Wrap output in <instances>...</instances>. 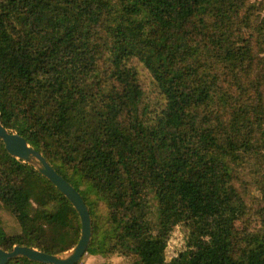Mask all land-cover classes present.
<instances>
[{"label": "trees", "instance_id": "obj_1", "mask_svg": "<svg viewBox=\"0 0 264 264\" xmlns=\"http://www.w3.org/2000/svg\"><path fill=\"white\" fill-rule=\"evenodd\" d=\"M0 113L86 201L83 260L264 264V0H0ZM81 233L0 139V248Z\"/></svg>", "mask_w": 264, "mask_h": 264}, {"label": "water", "instance_id": "obj_2", "mask_svg": "<svg viewBox=\"0 0 264 264\" xmlns=\"http://www.w3.org/2000/svg\"><path fill=\"white\" fill-rule=\"evenodd\" d=\"M0 139L4 142L11 156L33 166L50 180L77 209L82 233L79 243L70 251L60 255H50L27 246H15L11 251L0 248V264H9L15 259H28L35 264H79L87 253L93 238V221L89 207L81 193L49 163L46 157L33 148L28 140L20 134L7 129L1 121Z\"/></svg>", "mask_w": 264, "mask_h": 264}, {"label": "rangeland", "instance_id": "obj_3", "mask_svg": "<svg viewBox=\"0 0 264 264\" xmlns=\"http://www.w3.org/2000/svg\"><path fill=\"white\" fill-rule=\"evenodd\" d=\"M143 77H144V84L146 88L151 87V82L149 79V76L147 75V72L143 67H141ZM185 235L184 232L179 231L178 233L175 234L174 238L171 240V246L173 249H181L184 248L185 246ZM104 262L103 259H98L97 257H89L87 259H84L81 261L80 264H102Z\"/></svg>", "mask_w": 264, "mask_h": 264}]
</instances>
